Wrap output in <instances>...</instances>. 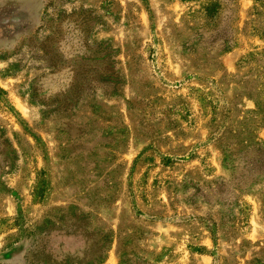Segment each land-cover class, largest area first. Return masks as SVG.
<instances>
[{"label":"rangeland","instance_id":"obj_1","mask_svg":"<svg viewBox=\"0 0 264 264\" xmlns=\"http://www.w3.org/2000/svg\"><path fill=\"white\" fill-rule=\"evenodd\" d=\"M0 264H264V0H0Z\"/></svg>","mask_w":264,"mask_h":264},{"label":"trees","instance_id":"obj_2","mask_svg":"<svg viewBox=\"0 0 264 264\" xmlns=\"http://www.w3.org/2000/svg\"><path fill=\"white\" fill-rule=\"evenodd\" d=\"M214 8H215V6H212V7H210L208 12H210V14H211V13L213 14V13H214V11H215V9H214Z\"/></svg>","mask_w":264,"mask_h":264}]
</instances>
